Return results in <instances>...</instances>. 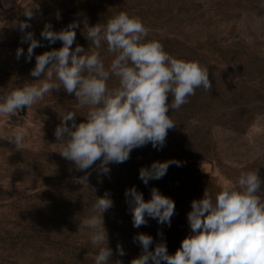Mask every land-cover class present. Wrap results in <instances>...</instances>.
<instances>
[{"label":"rangeland","instance_id":"374dc122","mask_svg":"<svg viewBox=\"0 0 264 264\" xmlns=\"http://www.w3.org/2000/svg\"><path fill=\"white\" fill-rule=\"evenodd\" d=\"M29 9L31 20L24 14ZM120 12L139 17L148 29L146 39L159 41L174 58L207 67L212 90L198 88L179 110L170 109L176 127L162 149L151 144L134 149L127 162L110 165V175H98L94 166L89 187L79 183L84 173L61 156L54 135L65 111H75L77 123L87 114L74 94L54 90L9 121L0 117V264H94L99 249L89 230L79 231L78 225L96 214V196L106 191L114 203L103 214L112 264H132L142 253L133 240L139 233L153 238L149 250L165 243L174 254L192 234L191 202L205 191L214 198L221 186L235 184L248 171L257 172L264 190V0H0V95L36 80L30 75L35 55L62 46L42 39L46 23L60 31L77 22L73 50L77 44L92 50L87 27L106 25ZM24 21L31 25L25 31L42 45L31 62L25 59L28 44L21 43ZM18 47L25 53L19 59ZM95 50L107 67L113 58L107 45ZM108 86H118V80L112 77ZM17 128L26 133L21 150L5 139ZM168 160L181 166L170 165L163 178L147 186L139 178L141 167ZM133 186L145 201L154 187L174 201L170 226L146 217L147 225L133 227L124 195Z\"/></svg>","mask_w":264,"mask_h":264},{"label":"clouds","instance_id":"9594fccd","mask_svg":"<svg viewBox=\"0 0 264 264\" xmlns=\"http://www.w3.org/2000/svg\"><path fill=\"white\" fill-rule=\"evenodd\" d=\"M24 14L28 20L33 17L32 9ZM56 18L60 19L59 12ZM30 27L27 21L19 23L24 33L21 43L28 44L27 62H31L34 49L42 46L33 32L25 31ZM78 27L74 21L55 31L50 23L45 24L42 39L49 44L61 41L62 46L35 55L30 75L36 80L0 95V117L9 121L52 95L54 90L74 94L79 105L87 107V114L77 123V113L65 111L54 135L61 156L84 173L78 178L79 183L89 187V169L94 166L98 175H110V165L127 162L134 149L148 144L162 149L168 131L176 127L168 114L170 109L179 110L195 95L196 89L211 92L213 85L207 67L174 58L159 41L147 40L148 29L139 17L120 12L106 25L87 27L86 38L92 42V50H85L79 44L73 50ZM102 43L113 57L107 67L95 50ZM15 55L17 59L24 56V49L18 47ZM112 77L118 80V86L110 88L108 81ZM5 139L21 150L26 133L17 128ZM172 164L181 166L176 160L154 161L140 168L139 178L147 186L150 180L163 178ZM124 195L134 228L147 225L146 217L171 225L175 203L157 188L151 189L147 201L135 186L126 189ZM96 197V214L84 218L78 227L79 231L89 230L91 244L99 249L94 264H112L113 252L108 247L103 214L114 203L107 191ZM187 219L192 234L171 255L165 243L156 244L154 251L149 250L153 238L137 234L133 240L142 247V253L132 264H264V190L256 171L242 172L235 184L221 186L214 198L205 191L202 199L191 202ZM117 251L121 256L125 254L119 245Z\"/></svg>","mask_w":264,"mask_h":264}]
</instances>
